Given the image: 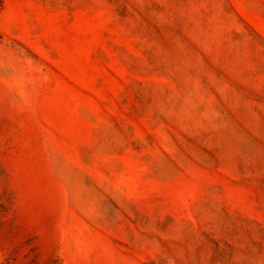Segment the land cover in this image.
Instances as JSON below:
<instances>
[{
    "label": "rangeland",
    "instance_id": "obj_1",
    "mask_svg": "<svg viewBox=\"0 0 264 264\" xmlns=\"http://www.w3.org/2000/svg\"><path fill=\"white\" fill-rule=\"evenodd\" d=\"M0 264H264V0H0Z\"/></svg>",
    "mask_w": 264,
    "mask_h": 264
}]
</instances>
